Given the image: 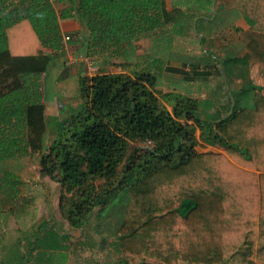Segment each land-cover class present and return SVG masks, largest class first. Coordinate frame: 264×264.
Masks as SVG:
<instances>
[{
  "label": "trees",
  "instance_id": "1",
  "mask_svg": "<svg viewBox=\"0 0 264 264\" xmlns=\"http://www.w3.org/2000/svg\"><path fill=\"white\" fill-rule=\"evenodd\" d=\"M60 1L0 0V202L15 205L21 185L3 165L32 156L59 185L60 215L73 229L114 223L120 264H264V88L250 79L253 40L252 54L210 56L221 78L242 81L223 104L176 97L170 113L157 95L158 76L140 70L134 56L138 42L152 43L166 26L180 33L182 7L174 19L167 0H73L58 15ZM233 3L264 36V0ZM69 18L87 34L67 43L101 68L79 78L80 109L48 144L43 76L53 54L65 53L59 21ZM162 42L161 58L146 57L151 68L168 64L172 39ZM113 59H122L124 71L135 68L107 73L118 65ZM204 60L213 67L207 53ZM52 233L57 242L60 233Z\"/></svg>",
  "mask_w": 264,
  "mask_h": 264
},
{
  "label": "rangeland",
  "instance_id": "2",
  "mask_svg": "<svg viewBox=\"0 0 264 264\" xmlns=\"http://www.w3.org/2000/svg\"><path fill=\"white\" fill-rule=\"evenodd\" d=\"M167 5L169 11H172L171 15L174 19L175 17H180L177 11H173L175 7H182L183 15L187 14L180 17L181 21L178 22L177 32L180 33L175 34V32H173L174 23H172L162 29V31L159 30L156 38L152 39V43L147 40L138 42L136 55L134 56V64H140L138 66L140 70H150L149 72L155 73L158 76L157 95L160 99L162 98L161 100L165 108L170 113L174 111V98L176 97L191 95L202 101L217 97L218 100H215L217 104L218 102L219 104H223V102L228 99L229 91L242 86V81L233 82L232 80V82H230L224 77L221 78L215 69L216 62L210 61V56H223L225 53L233 55V53L236 54V52L237 56H244L247 53H251L249 47L251 45L250 40L255 37H263L252 34L248 29L241 31L237 25L231 26L233 24L234 14L226 15L222 13V15H219L216 13V8L211 11V18L208 21H205L206 17L200 18L199 16L200 21L198 22L197 20L195 25V19L192 20L191 18L195 14L199 15V8L208 7V3L205 2V0H167ZM192 7L199 9L198 12L190 10ZM189 14H191V18ZM239 17L238 14L235 15L234 20ZM167 37L172 39V42L168 44L169 50H164L166 54L168 52V55L164 57V59L168 61V64L162 69L157 67L151 68L150 65H148L150 63V57H146L156 52L155 57L161 58L160 52L165 46V43L163 45L162 41H165ZM203 37L205 40L201 43L200 39ZM219 37L220 41H222L221 45L217 40ZM248 42L250 45H248ZM217 47L222 48L217 49ZM69 50V52H71V57H76L78 51L75 48ZM204 53H207L208 60L206 61L209 64L211 63L210 65L213 67L208 68L205 66L203 62L205 61ZM251 56L253 58V54ZM68 58L69 57H67L66 60L65 58L60 59L61 67L63 62L64 64L68 63ZM146 60L147 62H145ZM152 61L153 60H151V62ZM112 62L118 65H108L105 68L107 73L129 74L135 68L133 65H128L127 71H124L125 68L120 66H123V64H120V62H123L122 59H113ZM192 64H196V67H193ZM75 66L74 64L67 65L70 69ZM99 66L100 65H97V69L94 70L93 74L99 71L101 68ZM249 70L251 74L250 79L253 82V59L251 60ZM209 71H211L212 74H209ZM81 74L80 71L79 77H74L71 73L66 71L62 76L64 80L59 79L57 82L53 78H47L45 80L50 102L51 92L56 93L54 98L57 102V108L60 109V113L53 111L48 115L50 125L48 137L51 139L57 137V123H59V121H61V123L67 121L70 117L69 115L72 116L80 109L79 78L82 76ZM52 81L54 82V86L51 90V85H53ZM219 108L218 106L216 107L217 110H219ZM213 111L215 112L216 110L214 109ZM53 115H59V120ZM66 127H68V123ZM73 131L74 129H70V132ZM199 136L200 131L197 132V137L199 138ZM198 151L202 153L211 151L222 152V148L200 146ZM30 159L32 160H30L29 163H38L36 158L31 157ZM32 176L36 178V180L41 179V181H46L42 175L41 177L38 175ZM31 185H34V187L32 188ZM51 194L52 193L49 195V191H47L44 185H35L34 182L26 180V185L20 188V193L18 194L19 199L15 205L1 200L0 264H23L24 258L26 259L28 255L25 256L24 254L32 252V249H37L39 252V256H36V262L39 263L32 262V264H52V261L57 262L56 264H120L118 263L120 255L115 252L111 246L113 240L116 238L114 223L111 221L109 223L104 222L100 223V226H98V222L92 221L89 227L83 230V236H81L80 232H82V230L73 229L68 222L62 218L60 210L57 209V201L51 202L49 200ZM52 195L54 196L55 193ZM53 231L60 234L65 232L66 238L67 236L68 238H65V240L58 238L57 242H53L51 241ZM105 237H108L111 243H105ZM64 245H66L65 248H70L71 253H66L65 248H63ZM50 246L53 248H50ZM62 248L63 251L60 250ZM18 254H20L19 260ZM148 264L159 263L153 261Z\"/></svg>",
  "mask_w": 264,
  "mask_h": 264
},
{
  "label": "crops",
  "instance_id": "3",
  "mask_svg": "<svg viewBox=\"0 0 264 264\" xmlns=\"http://www.w3.org/2000/svg\"><path fill=\"white\" fill-rule=\"evenodd\" d=\"M17 0H15L16 2ZM208 0H205V2H207ZM214 1L213 5L211 8L208 7H203L202 9L204 10H199V9H195L192 7L193 11L198 12L199 10V16L201 17H206L205 21H208L211 17V11L214 10V8H216V13H218L219 15L223 14H234V18L235 15L238 14V12L235 9L233 0H211ZM73 5V0H62L60 2L55 3L54 8L57 11L58 15H60L63 11L67 10L68 8H70ZM217 5V6H216ZM191 15V14H189ZM193 15V14H192ZM197 15V14H195ZM202 15V16H201ZM199 16H197V18L195 19V25L196 22L198 20V22L200 21ZM239 16V14H238ZM233 18V24L231 26H235L237 25L240 29L239 30H250V26L247 23V21L242 18H236V20H234ZM238 23V24H237ZM199 24V23H198ZM59 25H60V29L63 35V42L65 44V53L64 55L61 54L59 56L55 55V53L53 54V59L54 62L52 63L51 67H49L48 72L43 76V103L45 105V114H46V119H47V126H48V131L50 129V125H49V119H48V115L50 113H52L53 111H56L57 113H60V109L57 108L56 106V100L54 98L56 93H52L51 92V102L48 98V93H47V85H45V80L47 78H53L56 82L61 79L64 80V78H62L63 74H65V72L67 71L68 73H71L74 77L78 76L80 71H81V75L82 76H89L86 72V67H84V64L80 61H76L75 63H73L74 65H76L75 67H73L72 69H70L69 67H67V65H72L71 64V59H76L78 54H82V52L78 51L76 57H71V52H69L71 48H76L75 44H70V43H65L64 38L66 36H71L72 40L74 41H80L81 39H83L84 37H86V31L82 25V23L78 20V19H74V18H69V19H61L59 21ZM230 26V25H228ZM199 27V26H198ZM251 31V30H250ZM252 32V31H251ZM252 34H255L252 32ZM257 36H259L260 34H255ZM262 36V35H260ZM264 38V36H262ZM263 38H252L250 41L253 40V84L257 87L260 88H264V39ZM73 42V41H72ZM250 43L248 42V45ZM69 57V61L67 64H64L61 67V63H60V59L61 58H66ZM250 66H251V62H250ZM216 69V68H215ZM250 71V70H249ZM212 73V72H210ZM251 75V74H250ZM79 77V76H78ZM91 77V76H90ZM236 80H233V82ZM240 81V80H238ZM252 81V80H251ZM51 85V90L54 86V82L52 81ZM236 84V83H235ZM239 84V83H237ZM242 86H239L238 88H241ZM238 88H235V90H237ZM49 102H50V106H49ZM56 116L55 118H58L59 120V115H53ZM61 121H59V123H57V128L59 131V127H60ZM55 139H51L50 137H48V143H52ZM52 141V142H51ZM32 156H26V157H20V158H16L14 160H10L9 162L5 163L3 165V169L8 170L13 172L14 174L18 175L21 177V185L19 186V189L22 188L24 185H26V180H28L29 182H34L35 185L37 184H41L44 185L47 188V191H49V195L50 193H55V195L53 196L51 194V197H49V200L51 202H55L57 201V209H59V205H60V189H59V185L57 183L52 182L48 177L44 176V180L46 181H41L40 180H36V178H33L32 175H38L41 177L40 171H39V164H33V163H29L30 159ZM34 158V157H33ZM27 176V178H26ZM29 177V178H28ZM41 182V183H40ZM32 188L34 187V185H31ZM59 191V192H58ZM58 193V195H57ZM53 196V197H52ZM81 236H83V233L80 232ZM64 239L66 238V233H62L60 234L59 239ZM68 238V236H67ZM66 238V239H67ZM65 242V241H64ZM67 245V244H66ZM63 246V248H65V246ZM50 248H53L52 246H50ZM63 248L60 249L61 251H63ZM66 253L70 252V248H65ZM64 250V252H65ZM28 254V255H27ZM19 255L18 254V260H19ZM27 258H24V263L23 264H32V262L34 263H39L36 262V256H39V252L37 251V249H32V252H27L26 254H24ZM23 261V258H22ZM52 264H56L57 262H51ZM60 264V263H59Z\"/></svg>",
  "mask_w": 264,
  "mask_h": 264
},
{
  "label": "built area",
  "instance_id": "4",
  "mask_svg": "<svg viewBox=\"0 0 264 264\" xmlns=\"http://www.w3.org/2000/svg\"><path fill=\"white\" fill-rule=\"evenodd\" d=\"M65 42H69L70 36H66L64 38ZM76 61H80L84 64V67H86V72L89 76L87 77H93L95 76V73L93 74L94 70H96V64L94 63V61H92L90 58L86 57L83 54H78L76 59H71V64L75 63Z\"/></svg>",
  "mask_w": 264,
  "mask_h": 264
}]
</instances>
